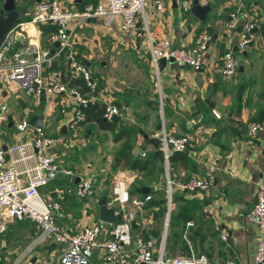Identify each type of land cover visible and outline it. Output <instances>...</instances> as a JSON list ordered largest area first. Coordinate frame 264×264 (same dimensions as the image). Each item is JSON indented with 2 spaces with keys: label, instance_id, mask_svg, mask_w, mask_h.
Masks as SVG:
<instances>
[{
  "label": "crops",
  "instance_id": "crops-1",
  "mask_svg": "<svg viewBox=\"0 0 264 264\" xmlns=\"http://www.w3.org/2000/svg\"><path fill=\"white\" fill-rule=\"evenodd\" d=\"M88 1L106 3V0H62L71 9H79ZM27 2L26 15H31L36 1L19 0V6ZM199 2L213 3L204 19L194 15L190 7L182 9L181 0H164L161 10L151 3L145 5L149 30L156 37L168 38L173 45L192 44L204 27L211 31L205 62L199 69L166 59L164 64L158 63L156 74L149 61L148 40L139 17L135 29L130 32L121 30L119 18L103 16H92L73 30V56L89 67L93 79L98 82L97 87L101 85L97 92L94 90L90 101L105 99L119 103L122 114L118 123L134 128L130 137L132 153L147 159L148 166L144 170L120 164L113 167L118 158L115 149L111 151L105 144L96 147L93 141L87 142L92 135L100 138L102 134H111V143L119 142L121 147L126 137L116 139L114 131L80 123L76 137H71L68 123L77 103L73 95L61 92L46 96L41 125L47 133L60 136L61 141L54 147L59 158L73 168L95 171V191L90 196L79 197L74 191L75 179L63 174L39 187V191L44 198L61 202L59 222L75 228L99 219L97 200L103 194L108 195L117 175L129 171L130 195L140 196L142 187H148L152 194V199L142 207L130 202L127 206L134 214L133 236L151 237L154 257L163 240L167 255L204 252L214 260L232 259L236 264H252L257 233L254 223L246 219L245 211L253 201L255 183L264 179V166L260 163L264 153V0ZM238 2L255 11L259 20L253 29V39L242 49L245 53L241 54L233 77L224 81L219 70L222 53L235 45L239 29L227 28L228 12ZM20 30L2 59L4 67L10 54L26 45V31L42 46L53 47V41L42 32L40 25L24 22ZM58 47L44 63L46 78H62L61 69L52 67V60H57L63 67L64 75L68 71L69 52L59 61ZM70 70L71 78L79 75L72 67ZM0 103L11 108L6 119L0 122L2 146L6 148L11 142L31 138L33 126L24 132H19L15 126L22 112H30L37 105L31 93L0 83ZM248 121L262 124L253 137L246 133ZM162 125L168 133L188 138L186 148L173 151L167 161L164 157L159 158V142L157 144V138L153 136V131ZM64 126L65 131H62ZM87 152L97 155L98 159L87 158ZM109 152L111 158L107 156ZM9 156L16 157L17 154ZM30 162L31 159L21 160L17 165L23 169ZM98 162H101L100 167ZM209 163L215 165L211 186L193 191L175 187L165 224L166 176L176 181L202 175ZM188 221L193 223L186 225ZM35 234L36 228L28 219L10 220L0 234V264L55 260L62 245L49 239L36 241ZM89 264L112 263L103 262L95 250Z\"/></svg>",
  "mask_w": 264,
  "mask_h": 264
},
{
  "label": "built area",
  "instance_id": "built-area-1",
  "mask_svg": "<svg viewBox=\"0 0 264 264\" xmlns=\"http://www.w3.org/2000/svg\"><path fill=\"white\" fill-rule=\"evenodd\" d=\"M151 3L156 9L164 7V0H106L88 2L79 9L67 8L62 0L36 1L34 10L29 19L13 25L5 34L0 43V83L7 86H16L31 93L35 104L41 101V92L46 96L68 92L77 103L68 127L76 137L80 121L84 119L81 106L90 100V96L83 94L76 86H68V82L57 76L46 78L43 75L45 61L49 60V46H42L33 35L26 30L28 41L24 48L13 51L4 67L2 59L17 38L24 22L36 25L52 23L56 29L48 38L50 41L59 40L57 53L63 49L69 52L70 66L81 75L91 90H95L97 82L92 78L87 65L73 56L72 32L83 21L92 16L119 18L123 32L133 31L138 17L144 24L148 40L149 57L157 74L159 58H173L179 65H186L199 69L205 62V55L212 39V33L204 27L199 30L195 40L190 45H173L165 37H156L148 28L145 16V5ZM181 7L187 10L190 0H181ZM227 28L235 29L239 26L238 37L235 42L240 52L254 37L253 29L258 23V15L251 8L238 2L228 12ZM238 60L232 49L222 53L220 76L224 81L233 77ZM105 100V99H104ZM103 117L111 120L113 116L122 114L119 106L105 101ZM11 108L6 103H0V122L5 120ZM15 126L19 132H24L29 126V111L22 112ZM262 128L259 121H248L246 133L253 137ZM31 138L11 142L6 148L0 143V234L13 219H28L36 228L35 240H52L62 245V251L55 260H33L30 264H89L93 252L99 253V258L112 264H236L232 259L214 260L204 252H186L176 255H167L164 252L163 240L158 245L157 255L153 256L154 241L151 237L142 234L133 236L131 220L133 212L128 210V203L142 207L152 197L145 193L143 197L131 196L129 191L130 173L124 171L114 178L107 195V205L116 204L115 212H121L117 221L107 222L97 219L92 223L80 224L69 228L58 220L62 210L59 200L44 198L39 187L46 185L59 174L68 176L74 181V191L79 197H87L95 191V171L87 168H73L59 158L54 147L61 141L60 136L47 133L40 125L34 127ZM153 136L159 141L163 157L167 161L172 150L184 149L187 146L186 135L168 133L164 126L155 129ZM17 154L8 158L7 155ZM31 159L23 169L17 165L18 161ZM264 166V153L260 158ZM215 165L207 164L202 175H191L174 181L166 176L165 193L167 212L165 224L168 222L169 211L172 206V192L176 187L181 190H205L214 179ZM245 217L255 225L257 239L256 249L252 257V264H264V179L255 183L254 197L250 207L245 211ZM186 222V225L192 224ZM226 237L224 233L221 234ZM164 237V235H163Z\"/></svg>",
  "mask_w": 264,
  "mask_h": 264
},
{
  "label": "trees",
  "instance_id": "trees-1",
  "mask_svg": "<svg viewBox=\"0 0 264 264\" xmlns=\"http://www.w3.org/2000/svg\"><path fill=\"white\" fill-rule=\"evenodd\" d=\"M88 2H96V1H88ZM86 2V3H88ZM85 3V4H86ZM84 5V4H83ZM31 15L27 14L24 17L25 19H29ZM40 28L42 30V32L47 33L48 35L54 31L56 29V26L54 24H42L40 25ZM67 50L63 49L60 52L57 53L58 55V60L61 61L62 58H64V56L66 55ZM149 61H150V57H149ZM51 65L52 67H59L58 69H61V79L63 81L69 82L71 81V86H76L81 93L86 94L87 96H91L94 93V90H91L89 85L87 84L86 80L81 76H75L73 78H71V74H70V59L68 60V71L65 72L66 74L64 75V70L63 67L59 64H57V60H52L51 61ZM92 76V75H91ZM93 78V76H92ZM153 80V79H152ZM154 83V80H153ZM98 85V82H97ZM117 103V104H116ZM115 104L117 106H119V103L116 102ZM106 106V102L104 99H97V100H93V101H88L86 104L81 106V110L84 112V119L80 121L81 124H87L88 127H98L100 129H105V130H111L114 131V136L116 139L122 138V137H126V140L123 142L122 146L119 149V153H118V158L115 160L113 167L117 165H121V166H127L128 168H133V169H146L148 166V160L147 159H143L142 157H140L139 155H136L134 153H132L131 150V135L134 133V128L127 125V124H122V123H118L113 121V120H108L105 119L103 117V111L105 109ZM121 107V106H119ZM118 128V129H117ZM185 149V148H184ZM182 151L183 149H179V150H172L170 155L172 154L173 151ZM159 158L163 157V153L162 150L159 147ZM169 155V156H170ZM110 189V188H109ZM148 193L151 194L150 191H148ZM152 195V194H151ZM166 198V197H165ZM152 199V197L150 198ZM166 202V199H165ZM166 206V203H165ZM167 209V206H166ZM172 222V221H171Z\"/></svg>",
  "mask_w": 264,
  "mask_h": 264
},
{
  "label": "water",
  "instance_id": "water-1",
  "mask_svg": "<svg viewBox=\"0 0 264 264\" xmlns=\"http://www.w3.org/2000/svg\"><path fill=\"white\" fill-rule=\"evenodd\" d=\"M30 2L33 1H40V0H29ZM213 5L212 2L201 4L199 0H191L190 4V10L191 12L196 15L197 17L204 19L206 13L209 11L210 7ZM19 0H0V43L4 39L5 34L8 32V30L15 25L16 23L21 22L26 13L27 9L29 7L28 2L24 3L19 6ZM239 28V26H237ZM255 29V27H254ZM60 42L59 40L53 41V47L50 49L49 56H52L55 52V47L59 46ZM232 51L234 54H244L245 51H238L236 45L232 46ZM170 60H173V58H168ZM166 61L165 57L159 58V63L164 64ZM68 86H71V81L68 82ZM96 87L95 91L97 92L99 87ZM41 100L30 112H29V124L34 127H39L42 123L43 114L42 111L44 109V103L43 101L46 100L45 92H41ZM119 116L115 115L112 117L111 120L118 121ZM65 126L62 128V131H65ZM158 139H156V143L158 144ZM136 151H140L138 148H136ZM78 179V177L75 178V181ZM148 191V187H142L141 188V194L140 196L143 197L145 193ZM98 217L101 220L107 221V222H113L117 221L121 218V212H115L116 204L107 205V195L103 194L98 200ZM131 225H135V220H131Z\"/></svg>",
  "mask_w": 264,
  "mask_h": 264
},
{
  "label": "rangeland",
  "instance_id": "rangeland-1",
  "mask_svg": "<svg viewBox=\"0 0 264 264\" xmlns=\"http://www.w3.org/2000/svg\"><path fill=\"white\" fill-rule=\"evenodd\" d=\"M241 57H242V55L240 53L236 54L237 60L241 59ZM92 134H94V133H92ZM110 135L111 134H102V135H100L101 136L100 138H97L95 135H92L91 138H89V140H87V142L93 141L97 145L96 147H99V145H101V144H105L106 148L110 149L111 151H114V149H115L114 153L118 154L119 149H120V144H119V142L112 144L111 143V140H112L111 136L112 135L111 136ZM88 151H90V150H88ZM86 154H87L86 155L87 158L89 157L90 159H95V158L98 159L97 155H94V154L92 155V154H89L88 152ZM107 156H108V158H111V153L109 152L107 154ZM99 159H100V157H99ZM100 166H101V162H98V167H100ZM111 180H113V178H111Z\"/></svg>",
  "mask_w": 264,
  "mask_h": 264
},
{
  "label": "flooded vegetation",
  "instance_id": "flooded-vegetation-1",
  "mask_svg": "<svg viewBox=\"0 0 264 264\" xmlns=\"http://www.w3.org/2000/svg\"><path fill=\"white\" fill-rule=\"evenodd\" d=\"M17 8H19V6Z\"/></svg>",
  "mask_w": 264,
  "mask_h": 264
}]
</instances>
